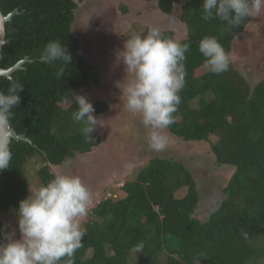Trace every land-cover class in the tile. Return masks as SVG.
<instances>
[{
  "label": "trees",
  "instance_id": "obj_1",
  "mask_svg": "<svg viewBox=\"0 0 264 264\" xmlns=\"http://www.w3.org/2000/svg\"><path fill=\"white\" fill-rule=\"evenodd\" d=\"M80 1L0 0L3 14L17 10L5 23L8 42L1 48L0 67L8 68L24 57L30 60L12 72L11 79L0 76L2 91L9 80L24 87L9 124L30 139H11L10 167L0 171V211H16L29 195L31 166L37 165L31 177L45 185L56 175L52 165L89 153L101 142L95 129L93 140L85 142L81 125L72 120L75 100L62 104L70 91L98 79L71 31ZM180 2L185 36L178 42L189 44V51L183 61L185 84L174 113L176 122L165 131L181 142L209 144L213 167L225 172L222 196L200 214L201 195L191 169L177 158L148 156L120 185L121 195L105 197L92 208L81 225L84 237L73 264H196V259L199 264H264V76L251 84L231 61L228 71L213 74L204 67L198 46L204 37L215 36L230 54L235 37L251 18L226 30L218 18L203 19V0H156V7L170 14ZM119 7L128 11L124 3ZM161 34L174 39L170 29ZM49 40H59L71 53L59 80L54 72L61 63L38 59ZM90 102L94 115L108 109L105 101ZM4 225L0 219V227ZM242 231L248 233L247 240ZM138 243L144 245L142 253L131 252Z\"/></svg>",
  "mask_w": 264,
  "mask_h": 264
},
{
  "label": "clouds",
  "instance_id": "obj_2",
  "mask_svg": "<svg viewBox=\"0 0 264 264\" xmlns=\"http://www.w3.org/2000/svg\"><path fill=\"white\" fill-rule=\"evenodd\" d=\"M264 9V0H203L205 21L219 19L225 29H232ZM199 52L205 58L204 67L213 74L229 69L230 56L215 36L199 41ZM189 44L164 37L156 27H149L142 35L129 36L117 53L131 79L120 82L121 96L127 110L138 114L142 124L150 129L148 146L155 152L164 151L168 136L164 132L176 122L174 113L181 103L180 91L185 84L183 61ZM40 62L61 66L54 76H64V65H69L71 53L59 40H49L38 53ZM23 85L9 80L6 91L0 90V171L7 170L12 160L10 135L7 131L13 117L12 109L20 104L19 91ZM76 111L74 123L81 125L85 142L93 140L92 133L100 124L93 113L92 103L83 95L74 97ZM53 133L55 130H52ZM91 203V193L79 176L56 174L37 189L30 187V195L19 201L15 212L20 238L16 229L0 227V264H73V256L84 237L80 218L86 217ZM245 240L248 233L242 231ZM143 243L134 245L130 251L142 253ZM196 264H199L196 259Z\"/></svg>",
  "mask_w": 264,
  "mask_h": 264
},
{
  "label": "rangeland",
  "instance_id": "obj_3",
  "mask_svg": "<svg viewBox=\"0 0 264 264\" xmlns=\"http://www.w3.org/2000/svg\"><path fill=\"white\" fill-rule=\"evenodd\" d=\"M120 3L128 6L126 13L121 11ZM181 4H175L170 14H164L156 7V0L78 2L71 31L80 40V52L94 67L98 79L96 83L90 80L78 91H70L69 97L62 104L67 106L75 100L76 95H83L89 101H105L108 109L95 115L101 120L95 128L101 138L100 144L89 153H77L51 168L55 174L79 176L89 189L91 203L87 216L80 218L81 225L90 218L91 210L97 202L108 196L118 197L122 194L118 190L120 185L135 175L133 170L144 163L148 156L177 158L191 169L201 195L197 209L200 214L207 213L222 196L225 172L213 167L209 144L181 142L164 130L168 136L166 149L161 152L151 150L147 139L150 129L143 126L140 115L127 110L119 89L120 82L132 78L117 59V53L123 48L124 42L129 36L143 35L149 27H156L160 32L170 29L174 32V39L179 41L185 36L184 25L179 20ZM229 56L230 61L251 84L264 76V9L259 15L251 17L247 27L235 37ZM36 167L34 165L29 168V195L30 187H40L36 177H31ZM15 212L13 208L6 212L0 211V219L8 225L7 230L16 229L15 238L19 239Z\"/></svg>",
  "mask_w": 264,
  "mask_h": 264
},
{
  "label": "water",
  "instance_id": "obj_4",
  "mask_svg": "<svg viewBox=\"0 0 264 264\" xmlns=\"http://www.w3.org/2000/svg\"><path fill=\"white\" fill-rule=\"evenodd\" d=\"M16 13H17L16 9L12 10L8 14H3L2 11L0 10V56H1L2 46L8 42V39L5 37V23L10 21L11 17ZM26 61H30V60H28L27 57H24L23 59L17 61L16 63H14L12 66L8 68L0 67V76H4L8 79H11L12 72L22 68L23 63ZM7 131L10 135V142H11V139L30 142V139L26 137L24 134L16 133L15 130L10 126V124L7 128Z\"/></svg>",
  "mask_w": 264,
  "mask_h": 264
}]
</instances>
